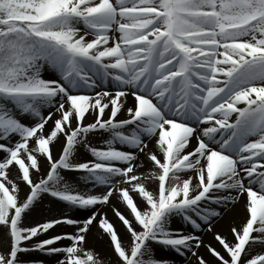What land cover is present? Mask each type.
<instances>
[{
	"label": "snow or ice",
	"instance_id": "obj_1",
	"mask_svg": "<svg viewBox=\"0 0 264 264\" xmlns=\"http://www.w3.org/2000/svg\"><path fill=\"white\" fill-rule=\"evenodd\" d=\"M0 240V264H264V0H0Z\"/></svg>",
	"mask_w": 264,
	"mask_h": 264
},
{
	"label": "rangeland",
	"instance_id": "obj_2",
	"mask_svg": "<svg viewBox=\"0 0 264 264\" xmlns=\"http://www.w3.org/2000/svg\"><path fill=\"white\" fill-rule=\"evenodd\" d=\"M45 76H46V73H45ZM49 206H50L49 203L47 201H45L44 208H47ZM106 208H109V207L105 206L103 211L107 210ZM120 208L123 211L124 210V205L122 204ZM219 208L220 207H218L217 210H219ZM225 212H223V213H225ZM107 213H111V211L109 212V210H107ZM223 213H222V215H223ZM39 215H40V213L37 214V217H39ZM70 215H77V213L72 212V213H70ZM220 217L217 218L216 220L220 219ZM82 218L83 217H81V219ZM115 220H116V222L115 221H113V222H114L116 227H117L118 224L120 226H122L121 222H119V220L116 217H115ZM71 229H72V226H70V225H60V226L57 227L56 231H57V233H59V232H63V231H71ZM117 229H118V227H117ZM122 229H123L122 231L121 230L119 231V229H118L119 233L120 234H125V228L123 226H122ZM206 232L203 233L202 238L206 234ZM207 233H208L209 237L212 239L214 246H217L219 248V245L213 239L212 233H210V232H207ZM4 243L5 242L3 240H0V250H2ZM64 243H67V241H64ZM89 243H90V246H92L102 256L106 257V256L110 255L109 249H108V237L106 235H102L101 231L98 228H96V227L93 228L92 236H91V238L89 240ZM256 245H258V243ZM260 247H261L260 245L259 246H255L253 248L254 253H256V254H264V252H263L264 249H260ZM154 248H155V252H156V250H161V248L159 246H156V245H154ZM163 251H164V254L161 257L168 258L169 261H170V264H185L190 259H194L195 258V257H192L190 254L185 256V257H181L179 255H176V254L172 253L170 250L166 251V250L163 249L162 252ZM33 255L39 256V257L43 256V254H40V253H34ZM157 255L158 254L156 253V256ZM195 260H196V258H195ZM195 260H194V262L196 263Z\"/></svg>",
	"mask_w": 264,
	"mask_h": 264
},
{
	"label": "bare ground",
	"instance_id": "obj_3",
	"mask_svg": "<svg viewBox=\"0 0 264 264\" xmlns=\"http://www.w3.org/2000/svg\"><path fill=\"white\" fill-rule=\"evenodd\" d=\"M129 102H131V98H129ZM150 171V170H149ZM149 186L151 187L152 184L151 182H149ZM114 205L116 207H121V203L120 202H117L114 200ZM218 207H221V206H216V208L218 209ZM107 210H109V212L111 211V208H106ZM107 210H105L107 212ZM109 215V217L111 218L112 221H115V216L113 215V212L111 211V213H107ZM235 216V213L229 209L228 211H226L225 213H223V215L220 217V219L216 220L215 223H214V227L219 229L223 234L227 235L229 239H231V233H230V226L232 225L233 223V218ZM119 231L123 230L122 229V226H120L119 224L117 225ZM211 233V232H210ZM126 238V236H125ZM203 239H205L207 242H212V239L209 237L208 233L206 232V234L203 236ZM261 246L260 249H264V245L262 244H259L258 245H254L255 246ZM163 249L161 250H156V253L158 254L157 257H161L163 254H164V251L162 252ZM264 252V251H263ZM195 258L194 259H190L188 262H186L185 264H196L194 262ZM196 261V260H195Z\"/></svg>",
	"mask_w": 264,
	"mask_h": 264
}]
</instances>
